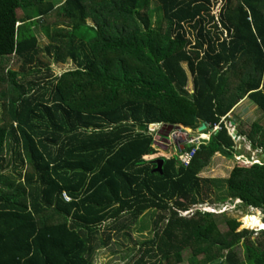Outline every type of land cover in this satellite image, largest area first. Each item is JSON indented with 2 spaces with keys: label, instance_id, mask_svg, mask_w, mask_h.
<instances>
[{
  "label": "trees",
  "instance_id": "1",
  "mask_svg": "<svg viewBox=\"0 0 264 264\" xmlns=\"http://www.w3.org/2000/svg\"><path fill=\"white\" fill-rule=\"evenodd\" d=\"M245 99L263 114L238 129L264 152V0H0V264H94L149 213L132 264H264V230L182 215L217 204L203 173L241 152L222 119ZM204 121L222 128L189 165L145 160L150 125ZM228 186L264 210V161L236 164Z\"/></svg>",
  "mask_w": 264,
  "mask_h": 264
},
{
  "label": "rangeland",
  "instance_id": "2",
  "mask_svg": "<svg viewBox=\"0 0 264 264\" xmlns=\"http://www.w3.org/2000/svg\"><path fill=\"white\" fill-rule=\"evenodd\" d=\"M219 11L220 8L216 9V12ZM55 13L56 11L46 18L47 23L52 25L54 22H63V19H58V17L54 15ZM38 36L43 46L49 44V40L42 34V32L38 31ZM73 67L74 69H76V65L74 63H69V65L67 66H62L58 64L54 66V71L55 74H61L70 70ZM188 88L191 92L193 91L192 84H189ZM248 100L252 104L257 106V104L251 99ZM245 105L246 104L243 103L239 107L236 106L237 108L235 107L232 109V111L228 115V118H231V120H228L229 123L232 121H236L237 126H239V124L246 125L249 124V116L254 117V119L256 120L257 118L261 117V114H263V112L260 111L258 106L255 109L254 107H247ZM240 107L242 108L240 109ZM231 133L233 134L232 130ZM236 141L238 142L236 148L241 152L235 158H229L219 153L215 158L212 166L206 169L203 173V176L208 178L210 177L213 180L215 187V195L213 197H215V199L217 200V204L208 205L213 206L212 208L218 213H223L228 210L226 214L236 217L239 221L242 220L246 224L256 218L258 220L257 226H260V221H262L264 214H261L262 212L257 209L253 210L249 207H243L242 202H240L239 200H233V198H231L229 195L228 181L230 179L231 172L236 164L245 166V164H248L246 156L259 155L261 152L263 154V151L254 149L251 146V142L246 140L245 138H238L236 139ZM155 147L158 153L155 154L153 158L170 157L173 154V146L166 148L160 138H157ZM5 154L8 156V159H10L11 151L8 150ZM17 169L16 176L19 177L22 171L20 168ZM7 171H12V169H9ZM16 171L13 170L14 173ZM218 221H220L221 227L225 229L226 226L224 220L222 218H218ZM129 224H131V222H129ZM152 225L153 223L151 220V213H149L145 217H143L142 223L133 226L132 230L128 229L126 232L114 231L113 238L112 241L109 243V246L102 247L98 250L95 256L94 264H132L133 262H135V260L139 258L140 243L144 241L146 237L151 235ZM241 229L243 228L241 227ZM251 230H263V226H261L260 229L253 227ZM103 236L104 235H100V239L101 237L103 238Z\"/></svg>",
  "mask_w": 264,
  "mask_h": 264
},
{
  "label": "built area",
  "instance_id": "3",
  "mask_svg": "<svg viewBox=\"0 0 264 264\" xmlns=\"http://www.w3.org/2000/svg\"><path fill=\"white\" fill-rule=\"evenodd\" d=\"M159 128L163 129V126L159 125ZM220 128H222L221 124L217 123L215 124L213 131ZM211 136L212 132L194 133L192 130L181 126L172 128L168 141L166 140V144L169 147L173 146V156H178L182 163L189 165L196 155L197 149L206 143L208 144V140L211 139ZM190 147H195V149L189 152L188 150Z\"/></svg>",
  "mask_w": 264,
  "mask_h": 264
},
{
  "label": "clouds",
  "instance_id": "4",
  "mask_svg": "<svg viewBox=\"0 0 264 264\" xmlns=\"http://www.w3.org/2000/svg\"><path fill=\"white\" fill-rule=\"evenodd\" d=\"M217 7H219V6H217ZM71 70V69H70ZM246 100L247 99H245V100H243L242 102H241V104H243V103H245L246 102ZM241 104H237L236 106L237 107H239ZM235 106V107H236ZM234 107V108H235ZM236 107V108H237ZM232 111V110H231ZM230 111V112H231ZM230 112L226 115V116H224L223 117V119H222V121H225L226 122V124H227V126H228V128L230 129V133H231V130L233 131V134H232V136L234 135V133L236 132V131H238L239 132V135L237 136L239 139H241V138H243L242 136H241V133H240V131H239V129H238V126L236 125V121H232V122H228V120H231V118H228V115L230 114ZM204 123H207V128L206 129H200V127L197 129V132H200V133H210V132H214L213 131V128H214V126L212 127V129L211 130H209L210 129V126H211V124H209L207 121H204L202 124H204ZM217 124V123H216ZM153 125H158V127L155 129V131H153L152 129H151V126H153ZM159 125H162V124H159V123H156V124H152V125H150V128H149V131H148V134L149 135H151V136H153V137H155V145H156V141H157V138H160V140L163 142V144L165 145L166 144V139H164L165 138V136L164 135H161V132H167V133H169L170 134V132H171V130H172V128H169L167 131L165 130V128H163V129H161V128H159ZM188 129H190V130H192L194 133H196L195 131H194V129L191 127V128H188ZM234 137V136H233ZM211 138H212V136H211ZM238 138H234V139H238ZM211 140V139H210ZM210 140H208V141H210ZM251 146H252V144H251ZM156 148V147H155ZM257 150H260V149H257ZM261 151V150H260ZM155 155H153V156H146L145 157V160H154V159H156V160H159L161 157H159V158H153ZM247 157V162H248V164H251V163H254V162H262V161H264V152H263V154H262V152L259 154V155H255V156H246ZM240 202H242L241 200H239ZM243 203V202H242ZM242 206L243 207H247L246 205H243L242 204ZM213 206H209L208 204H205V205H198V206H195L194 207V209H192L190 212H183L182 213V215L183 216H189L190 214H192V213H194L196 210H201V211H206V212H209V213H213V214H226V212L228 211V210H226L225 212H223V213H218V212H216V210H214L213 208H212ZM251 209H255L254 207H250ZM257 210H259L260 212H262L261 214H264V210L263 209H257ZM229 215V214H228ZM231 216V215H230ZM233 217V216H232ZM236 218V217H235ZM264 218V217H263ZM241 222V224H242V228L243 229H241L240 228V230H244V229H249V230H251L253 227L252 226H246V225H244V222L241 220L240 221ZM263 224H262V226H263V230H264V219H262V221H261ZM257 229H260V227H256ZM259 231H261V230H259Z\"/></svg>",
  "mask_w": 264,
  "mask_h": 264
},
{
  "label": "water",
  "instance_id": "5",
  "mask_svg": "<svg viewBox=\"0 0 264 264\" xmlns=\"http://www.w3.org/2000/svg\"><path fill=\"white\" fill-rule=\"evenodd\" d=\"M207 126H208L207 123H204V124H202L200 126V129H206ZM153 127L156 129L158 127V125L151 126V129L152 130H153ZM161 135H164L165 136V139L168 141V138H169V135H170L169 133H167V132H161ZM238 135H239V132L236 131L233 136H234V138H238L237 137ZM164 162L165 161L163 159H159V160L156 161V163L159 164L158 171L162 172Z\"/></svg>",
  "mask_w": 264,
  "mask_h": 264
},
{
  "label": "bare ground",
  "instance_id": "6",
  "mask_svg": "<svg viewBox=\"0 0 264 264\" xmlns=\"http://www.w3.org/2000/svg\"><path fill=\"white\" fill-rule=\"evenodd\" d=\"M244 225H246L247 226V224L244 222Z\"/></svg>",
  "mask_w": 264,
  "mask_h": 264
}]
</instances>
